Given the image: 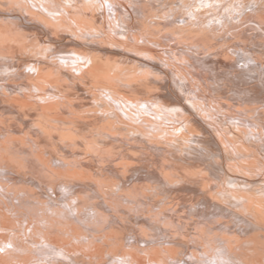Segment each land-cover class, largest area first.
I'll use <instances>...</instances> for the list:
<instances>
[{
  "label": "bare ground",
  "instance_id": "bare-ground-1",
  "mask_svg": "<svg viewBox=\"0 0 264 264\" xmlns=\"http://www.w3.org/2000/svg\"><path fill=\"white\" fill-rule=\"evenodd\" d=\"M231 2L0 0V264H264V0Z\"/></svg>",
  "mask_w": 264,
  "mask_h": 264
},
{
  "label": "rangeland",
  "instance_id": "rangeland-1",
  "mask_svg": "<svg viewBox=\"0 0 264 264\" xmlns=\"http://www.w3.org/2000/svg\"><path fill=\"white\" fill-rule=\"evenodd\" d=\"M230 1V2H229ZM232 0H224V4H222V6H221V8L222 7H225V6H227V5H229V4H231L232 2H231ZM241 11V10H240ZM222 12V10L220 9L219 10V14ZM212 15H214V13H212ZM217 15V14H216ZM115 212H118V211H111V213H106V214H109V217H111V215H115ZM111 214V215H110ZM30 219L28 218V221H29ZM30 222V221H29ZM28 222V223H29ZM32 227H30V228H33V225H32V222L31 223H29ZM101 229V230H100ZM99 229V232H93L92 234L95 236V238L97 239V238H100V242H99V244L96 242V244L97 245H99L100 247H101V255L103 256V255H105L106 254V252L108 251V249L110 250V247H108V245L110 244V242H109V240L106 238V237H104L103 236V233L106 231V229H104L103 227L102 228H100ZM108 230H110V229H108ZM99 236V237H98ZM106 238V239H105ZM42 242V243H41ZM38 241V244H35V243H37V241H35V240H33V239H31L30 240V242H28L27 243V245H29V247L30 248H32V249H30L29 247V249L28 250H30L29 252H30V256L33 254V256H34V258H33V256H32V258L30 257V259L31 260H29V264H46L47 262H48V264L50 263V261H51V257H50V255L51 256H53L52 257V261L54 260H56V258H58V257H61L62 256V258H65L67 261H69L70 263H76V262H84L83 264H95L94 262H96L95 260H97V256L95 255V256H93V257H91V258H89V257H85V256H83V255H77V257L78 258H76V256H74V255H72V253L71 252H69L68 250H65V248H63L62 246H59V247H56V246H54V248L53 249H46L45 248V245H47L46 244V242L44 243V241ZM34 243V244H33ZM108 243V244H107ZM40 244V245H39ZM102 244V245H101ZM32 245H33V247H32ZM44 245V246H43ZM56 247V248H55ZM42 248V249H41ZM58 248V249H57ZM36 249V250H35ZM41 249V250H40ZM31 250H32V252H31ZM37 252H35V251ZM43 253L44 252V250H45V252L43 253V254H41V252ZM48 251H51V254H49L48 253ZM34 252V253H33ZM52 252H55V254L54 253H52ZM58 252H60V253H58ZM38 253H40L41 255H43V257H42V259L40 260V258H41V255L40 254H38ZM64 253H66V254H64ZM35 254H38L37 255V257H36V255ZM60 254V255H59ZM39 255H40V257H39ZM50 258V260H47V262L45 263V261H46V257L47 256ZM67 255V256H66ZM69 255H71L70 257H69ZM98 255V254H97ZM74 256V257H73ZM47 257V259H49ZM81 258H83V259H81ZM96 258V259H95ZM100 258V257H99ZM70 259H72V260H70ZM91 259H93V260H91ZM38 260V261H37ZM40 260V261H39ZM43 260H45V261H43ZM54 261H53V264H54ZM86 261H89V262H87L86 263ZM94 261V262H93ZM39 262V263H38ZM92 262V263H91ZM52 263V262H51ZM50 263V264H51ZM55 264H57L56 263V261H55ZM101 264H111V262L109 261V262H107V261H105V262H103V263H101ZM130 264H132V263H130Z\"/></svg>",
  "mask_w": 264,
  "mask_h": 264
}]
</instances>
